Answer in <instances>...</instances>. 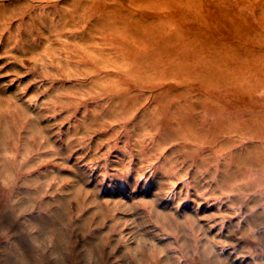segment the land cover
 Here are the masks:
<instances>
[{
	"label": "rangeland",
	"instance_id": "1",
	"mask_svg": "<svg viewBox=\"0 0 264 264\" xmlns=\"http://www.w3.org/2000/svg\"><path fill=\"white\" fill-rule=\"evenodd\" d=\"M0 264H264V0H0Z\"/></svg>",
	"mask_w": 264,
	"mask_h": 264
}]
</instances>
